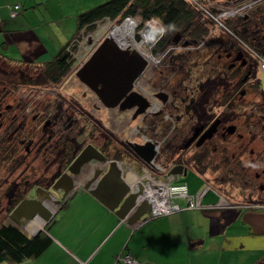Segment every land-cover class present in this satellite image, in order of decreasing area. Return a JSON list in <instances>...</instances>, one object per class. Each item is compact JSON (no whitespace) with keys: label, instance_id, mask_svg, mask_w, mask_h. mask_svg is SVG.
I'll use <instances>...</instances> for the list:
<instances>
[{"label":"rangeland","instance_id":"374dc122","mask_svg":"<svg viewBox=\"0 0 264 264\" xmlns=\"http://www.w3.org/2000/svg\"><path fill=\"white\" fill-rule=\"evenodd\" d=\"M236 1L216 0L230 6ZM212 11L215 16L219 13L213 8ZM123 19L100 23L93 32L83 30L78 38L82 41L96 36L99 29L104 38L110 36L122 25ZM197 21L208 25L212 32L213 22L202 14ZM240 27L229 26L242 41L234 39V34L224 29L211 33L212 36L208 35L200 43L186 38L183 29L166 31L165 46L170 52L161 64L149 68L139 78L135 88L149 98L155 93H167L166 103L154 98L157 104H162L165 113L151 114L134 122L133 110L106 109L79 81L75 69L55 84L45 67L12 65L0 58V141L14 143L17 140L19 154L24 158L18 167L13 165V158L0 159V223L10 214L15 187L20 184L22 192L31 187L26 198H33L42 179L49 178L46 188L52 194L50 200L55 213L59 212L67 195L65 191L54 189L52 176L67 172L66 159H63L68 150L72 151L70 156L78 155L86 145L95 144L114 154L116 149L130 148V143H140L143 135L155 141L166 137L162 154L168 164L193 165L191 158L202 149H208L209 156L204 160L207 172L202 174L203 167L201 170L191 168L183 177L192 189L208 183L229 201L264 203V191L260 189V184L264 185V73L258 69V60L251 52L263 46L264 28ZM126 41L127 45L131 44ZM85 49L76 52V59L84 57ZM237 69L241 73L235 78L233 72ZM243 93L246 94L244 99L241 98ZM225 97L230 100L223 104L221 100ZM232 102L234 106L229 107ZM234 116L236 119L232 118ZM231 126L237 130L233 136L228 132ZM199 127L208 132L203 138V134L197 136ZM202 142L207 143L199 144ZM30 145L31 153L27 156ZM199 145L201 148H197ZM119 162L139 170V162L133 157ZM257 174L260 180L256 179ZM214 198L218 201V197ZM177 202L182 204L181 200ZM38 221L43 225L40 219ZM51 226L53 224L49 230ZM30 229L34 234L41 231L35 224ZM52 230L49 233L55 235V225ZM49 256L46 252V258ZM36 260L34 264H42Z\"/></svg>","mask_w":264,"mask_h":264},{"label":"crops","instance_id":"0c3cea01","mask_svg":"<svg viewBox=\"0 0 264 264\" xmlns=\"http://www.w3.org/2000/svg\"><path fill=\"white\" fill-rule=\"evenodd\" d=\"M108 1L0 0V55L12 65H22L24 59L44 66L78 37V16ZM16 4L22 5L20 15L11 18L10 9ZM91 178L88 173L78 181L53 215L55 235L49 233L53 231V226L47 227L50 223L46 227L38 220L31 224L52 240L50 256L46 258L45 253L37 263L121 264L116 256L123 253L140 259V264H257L264 260V210L234 205L187 210L136 227L80 186ZM180 182L185 183L183 177ZM202 184L194 189L188 185L189 191L199 193ZM214 197L206 194L204 203H216ZM26 232L34 236L38 231L34 234L29 227Z\"/></svg>","mask_w":264,"mask_h":264},{"label":"water","instance_id":"95a60500","mask_svg":"<svg viewBox=\"0 0 264 264\" xmlns=\"http://www.w3.org/2000/svg\"><path fill=\"white\" fill-rule=\"evenodd\" d=\"M146 60L136 51L122 47L116 37L111 34L106 36L98 46L91 58L78 70L76 76L79 81L92 91L103 106L107 109L120 111H134L133 119L143 115L150 106V102L141 93L134 90L135 83L145 73ZM157 99L167 102L165 93H157ZM217 124L213 125L212 130ZM229 134L235 132V127L228 129ZM130 148L135 157L147 164H151L156 156L155 146L151 142L145 144L130 143ZM107 163L104 172L93 175L88 185L82 188L89 190L92 195L103 203L108 209L129 225L138 223L143 217L151 213V205L143 201L136 206V201L143 194V187L138 184L139 190L131 189L137 176L131 171H124L120 162L111 160L93 144H88L74 159L67 172L58 174L53 187L65 191L68 195L77 187V178L81 168L88 162ZM171 174L186 176L184 166L174 167ZM77 177V178H76ZM206 193H212L217 198V203L222 197L205 184L198 193L203 198ZM52 197L48 188L37 187L33 198H24L10 213V218L22 229L28 231L31 224L42 219L45 225L53 219L52 211L46 206V200ZM56 215V213H55Z\"/></svg>","mask_w":264,"mask_h":264},{"label":"trees","instance_id":"16d2710c","mask_svg":"<svg viewBox=\"0 0 264 264\" xmlns=\"http://www.w3.org/2000/svg\"><path fill=\"white\" fill-rule=\"evenodd\" d=\"M200 11L188 4L185 0H110L104 4L94 7L78 16V33L83 30L86 32H93L98 25L104 22L106 19L119 21L125 17L138 18L141 24H145L151 20H159L165 26L167 32L170 30L183 29L186 38L195 43H200L204 38L211 34V29L206 24L198 23ZM225 24L229 26H261L264 28V5L257 7L255 10L248 13L247 17H238L226 19ZM240 27V28H241ZM234 39L242 41V39L234 34ZM158 35L152 38L155 41ZM236 42V41H235ZM237 43V42H236ZM244 43V42H243ZM167 44L166 39L162 38L156 45L155 51L157 52ZM67 44L64 46L59 54L49 63L44 64L47 68V73L50 74V80L52 83L57 84L65 75L72 69V62L70 61V55L67 52ZM253 49V48H252ZM257 56H264V44L258 50H252ZM0 58L6 61L1 55ZM8 62V61H6ZM21 64L30 65L31 63L23 60ZM33 65H37L32 63ZM241 73L240 69L233 72L235 78ZM23 80L25 78L22 73ZM230 98L227 97L221 100V103L226 104ZM233 102L229 107H233ZM135 120L132 119V122ZM0 159H14L15 167H18L21 161H24L23 156L19 154V147L17 140L13 143H5L0 141ZM101 152L109 159L123 161L125 157L131 158L134 153L130 148L124 147L123 149H116L114 154L107 152L104 147H100L94 144ZM70 150L73 148L69 147ZM72 152V151H71ZM71 152L68 150L64 156L66 162V169L69 168L75 157L70 156ZM209 152L204 149L200 154L196 155L193 159L195 170H199L203 167L204 171H207L208 165H203L204 160L208 158ZM13 160V162H14ZM174 165L181 164L180 162H173ZM47 180L42 179L38 183V187L46 188ZM191 193V192H190ZM22 188L18 184L15 187V195L12 200L11 208L15 207L21 200ZM54 220V219H53ZM53 220L47 226L48 228L52 224ZM47 229V228H46ZM52 244L51 238L44 232L39 231L34 236H30L24 229L16 224L8 215V218L0 223V264H24L26 261H31L43 256ZM122 264V263H121ZM264 264V260L257 263Z\"/></svg>","mask_w":264,"mask_h":264},{"label":"built area","instance_id":"2783aa9c","mask_svg":"<svg viewBox=\"0 0 264 264\" xmlns=\"http://www.w3.org/2000/svg\"><path fill=\"white\" fill-rule=\"evenodd\" d=\"M185 1L198 9L205 19L209 20V22L211 23L213 22L214 27L211 33L224 29L226 32L234 34L233 31L227 27V25L223 21L224 19L232 17H247L248 13L255 10L259 6L264 5V0H238L236 2H233L234 5L232 6L223 4L221 5L216 2V0ZM21 8V4L12 6L10 9V17H18L20 15ZM212 8L219 11L218 15L215 16L213 14ZM109 22L111 23V20L106 19L104 22H102V24H109ZM122 22V25L118 27L117 30L119 32H125L126 36L128 37L127 40L131 44L127 45L126 48H130V50L133 49L146 60V71L149 70V68H153L161 64L166 55L170 52L169 49H166L167 46H164L157 52L155 51L157 43L162 38H164V35L166 34V29L163 23L159 20L154 19L146 22L143 25L140 23L138 18L136 19L130 16L125 17ZM156 35H158V37L155 41H152V38ZM210 36H212V34H210ZM103 38L104 33L100 29L96 36L91 35L90 38L87 37L82 41H80L78 37L75 38L67 47V52L70 55V61L73 64L72 69H75L77 72L91 58L98 46L105 39ZM83 47L86 48L84 57L76 59V52L81 50V48ZM251 52L254 53L252 50ZM254 56H256L258 60V69L262 73H264V56H257V54H255ZM146 98L150 101V106L146 110L142 118L150 116L151 114L165 113V110L161 107L162 104H157L155 102L154 96ZM147 142H151L154 144L156 156L151 164H147L144 161L139 160L140 174L137 175L138 178L135 184L132 185L131 189L133 190V192L138 191V184L142 185L144 191L143 194L138 197L136 206H139L143 201L146 200L151 205V213L149 215H146L144 219H141L139 223H136V227L143 226L153 219L170 216L182 211L206 210L215 208L217 206V204L215 205L204 203L206 194L203 196V198H199L198 193H190L187 184L177 183L176 181L179 176L172 175L167 167L160 163L159 160H161L162 147L165 142V137L161 139V141H155L153 138L143 135L140 143L145 144ZM120 163L124 166V171H131L132 173L136 174V172H134V169L129 164H126L124 162ZM157 174H159L160 176H166V179H159L157 177ZM176 200H184L186 202V206L184 208L181 207L176 202ZM116 261L122 264H140V260L133 255H130L129 253L119 254L118 256H116Z\"/></svg>","mask_w":264,"mask_h":264},{"label":"flooded vegetation","instance_id":"af4514ba","mask_svg":"<svg viewBox=\"0 0 264 264\" xmlns=\"http://www.w3.org/2000/svg\"><path fill=\"white\" fill-rule=\"evenodd\" d=\"M32 64V63H31ZM33 65V64H32ZM160 93H164V92H160ZM157 93H155V94H153L152 96H154L155 97V95H156ZM166 95H167V93H165ZM168 96V95H167ZM245 96H246V94H241V98L242 99H244L245 98ZM87 100L89 101V98H87ZM148 100V99H147ZM168 100H169V96H168ZM168 100H167V102H168ZM149 101V100H148ZM150 102V101H149ZM166 103V102H165ZM94 107H96L97 108V106H95L94 105ZM103 107V106H102ZM104 108V107H103ZM105 109V108H104ZM165 110V109H164ZM134 113V111L132 112V114ZM236 114V113H235ZM142 116L143 115H141V116H139L137 119H135V121H137V120H139V118H142ZM233 119H236V116H234V117H232ZM132 119H133V115H132ZM134 120V119H133ZM204 128L203 127H199V128H197V131H196V133H197V136H201V134H203L202 135V137L201 138H203V136L204 135H207L208 134V132L207 131H205V132H203L204 130H203ZM229 129V128H228ZM263 130H264V127H263ZM262 130V131H263ZM236 128H235V132L233 133V134H230L231 136H233V135H235L236 134ZM169 135V133L166 135V136H168ZM196 136V135H195ZM196 138V137H195ZM163 139V138H162ZM193 140V139H192ZM201 140V139H200ZM165 141H166V137H165ZM191 143H192V141H191ZM207 142H202V143H199V144H201V145H203V144H206ZM141 144V143H140ZM201 145H199V146H197V148H201L200 146ZM87 146V145H86ZM164 146V145H163ZM188 146H189V144H188ZM126 148H128V147H126ZM131 149V148H130ZM162 149H163V147H162ZM202 150H204V149H202ZM201 150V151H202ZM206 150H208V149H206ZM31 153V145L29 146V150H28V153H27V156L29 155ZM201 152H199V153H197V154H195L192 158H191V161L193 162V159H194V157L196 156V155H198V154H200ZM77 155H75V154H73V156L72 157H76ZM133 158L137 161V162H139V158L136 156L135 157V155H133ZM63 160H65V159H63ZM68 160H66V162H67ZM160 161V163H162L165 167H167V169L170 171V173H171V171H172V169L174 168V167H176V165H174L173 164V162L172 163H165V160H164V157H163V154H162V156H161V160H159ZM23 161H21L20 163H22ZM181 163V162H180ZM128 164V163H127ZM191 164V163H190ZM190 164H186V163H181V164H178V165H182V166H184L185 167V169L186 170H188V169H191V168H195V166H194V162L192 163L193 165H190ZM130 165V164H129ZM177 165V166H178ZM189 165L191 166V167H189ZM204 165V164H203ZM94 166V170L95 169H97V168H105V167H101L100 165H98V164H94L93 165ZM131 166V165H130ZM206 166V165H205ZM90 167L91 166H89L86 170H85V174H84V177L86 176V174L88 175V173H89V175H91L92 174V172H93V169L92 170H90L89 172H88V169H90ZM105 170H106V168H105ZM201 170V169H200ZM134 172H136V176L138 175V174H140V170H137V169H134ZM207 171H203V173L202 174H205ZM169 173V172H168ZM173 175V174H172ZM179 176V175H178ZM57 176H55V175H53L52 176V182H54L55 181V178H56ZM157 177L159 178V179H162V180H164V179H166V176H160L159 174H157ZM182 177H184V176H179V178H177V183H184V182H180L181 180H182ZM138 178V177H137ZM83 180H84V178H82ZM256 179L257 180H260L261 179V176L259 175V174H257L256 175ZM49 180V178L47 179V181ZM137 180V179H136ZM187 184V183H186ZM83 185V182H82V184L80 185V186H82ZM207 185L209 186V188H211V190H214V188L211 186V185H209L208 183H207ZM187 186H188V184H187ZM30 189H31V187L30 188H27V190L26 191H24V192H22V197H23V199L24 198H26L27 197V194H28V192L30 191ZM260 189H261V191H264V185L263 184H260ZM255 190V189H254ZM215 192H217L218 194H220L217 190H214ZM206 194H208V193H206ZM14 195H15V190H14V193H13V198H14ZM221 196V195H220ZM222 197V199H221V201H219L218 203H216L217 204V206L215 207V208H211V209H206V210H213V209H219V208H224V207H232L233 205L234 206H241V207H244V208H246V209H249V210H264V203H251L252 201H250V202H248V203H245V202H241V203H237V202H230L228 199H226L225 197H223V196H221ZM22 199V200H23ZM13 200V199H12ZM21 200V201H22ZM20 201V202H21ZM11 204H12V201L10 202V213L14 210V208L19 204H17L15 207H13V209L11 208ZM215 204V205H216ZM181 206V205H180ZM182 207V206H181ZM185 207V206H184ZM183 207V208H184ZM55 210H56V208H55ZM55 210H53V212H54V214H55ZM205 210V211H206ZM202 211H204V210H202ZM9 217H10V214H9ZM140 222V221H139ZM138 222V223H139ZM48 225V224H47ZM46 225V226H47ZM45 226V227H46Z\"/></svg>","mask_w":264,"mask_h":264},{"label":"bare ground","instance_id":"6f19581e","mask_svg":"<svg viewBox=\"0 0 264 264\" xmlns=\"http://www.w3.org/2000/svg\"><path fill=\"white\" fill-rule=\"evenodd\" d=\"M113 36H115L116 37V40L118 41V43L122 46V47H124V48H126V46H127V41H126V39H128V38H126L127 36H126V34H125V32H122V31H114V34H113ZM126 36V37H125ZM94 164H98V165H100L101 167L103 166V167H105L106 168V170H107V168H108V164L107 163H98V162H88L87 164H85L82 168H81V172H80V174H79V176H78V181H80V180H82V178H84V174H85V170L89 167V166H92V165H94ZM120 167L122 168V169H125L124 168V166L122 165V164H120ZM105 168H97V169H95V170H93V172H92V174L91 175H89V177H93V175L95 174V173H98V172H104V171H106L105 170ZM89 180H86V182L82 185V186H85V185H87L89 182H88ZM51 199H52V197H50ZM20 203V202H19ZM46 206L52 211V214L54 215V212H53V210H55V207H54V204H52V202H51V200H49V199H47L46 200ZM40 221L43 223V225L44 226H46L45 225V221H43L42 219H40ZM49 224V223H48Z\"/></svg>","mask_w":264,"mask_h":264},{"label":"clouds","instance_id":"9594fccd","mask_svg":"<svg viewBox=\"0 0 264 264\" xmlns=\"http://www.w3.org/2000/svg\"><path fill=\"white\" fill-rule=\"evenodd\" d=\"M80 34H81V33H80ZM76 38H77V37H76ZM72 41H73V40H72ZM72 41H71V42H72ZM103 41H104V40H103ZM71 42H70V43H71ZM127 49H128V48H127ZM129 50H130V49H129ZM132 51H134V50H132ZM77 72H78V71H77ZM76 74H77V73H76ZM138 80H139V79H138ZM134 90H135V87H134ZM143 96H144V95H143ZM144 97H145V96H144ZM145 98H146V97H145ZM106 109H107V108H106ZM144 114H145V113H144ZM144 114H143V115H144ZM111 160H113V159H111ZM188 188H189V187H188ZM196 194H197V193H196Z\"/></svg>","mask_w":264,"mask_h":264}]
</instances>
